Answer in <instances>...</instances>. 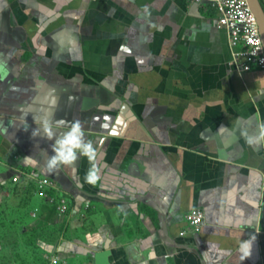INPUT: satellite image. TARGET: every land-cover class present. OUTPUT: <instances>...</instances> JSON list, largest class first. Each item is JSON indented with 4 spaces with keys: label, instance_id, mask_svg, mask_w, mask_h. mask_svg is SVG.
<instances>
[{
    "label": "crops",
    "instance_id": "0c3cea01",
    "mask_svg": "<svg viewBox=\"0 0 264 264\" xmlns=\"http://www.w3.org/2000/svg\"><path fill=\"white\" fill-rule=\"evenodd\" d=\"M218 15L212 0H0V264H264V138L247 142L264 69L229 63ZM75 120L95 186L83 157L45 167L44 122L59 136ZM194 207L204 224L180 235Z\"/></svg>",
    "mask_w": 264,
    "mask_h": 264
},
{
    "label": "built area",
    "instance_id": "2783aa9c",
    "mask_svg": "<svg viewBox=\"0 0 264 264\" xmlns=\"http://www.w3.org/2000/svg\"><path fill=\"white\" fill-rule=\"evenodd\" d=\"M218 9L219 15L214 19L218 28H224L229 35L231 46L238 45L239 48L233 52V59L229 61L239 71H247L252 67L264 69V45L259 32L255 13L251 9L248 0H212ZM28 176L36 180V186L42 191L46 198L60 202V210L66 211L68 206L63 195L57 199L50 193L55 188L54 181L46 176H35L28 173ZM19 179L15 174L13 180ZM186 227L179 231L180 235L191 232H198L204 224V212L199 207L190 209L185 214ZM54 258L53 261H57Z\"/></svg>",
    "mask_w": 264,
    "mask_h": 264
},
{
    "label": "clouds",
    "instance_id": "9594fccd",
    "mask_svg": "<svg viewBox=\"0 0 264 264\" xmlns=\"http://www.w3.org/2000/svg\"><path fill=\"white\" fill-rule=\"evenodd\" d=\"M43 135L53 141L51 145L52 155L48 156L46 161V169L50 173L57 172L61 167L74 168L78 160L83 157L89 163V168L84 175V183L95 186L100 181V168L97 164V149L93 141L87 139L83 124L79 120L73 121L68 130L57 136L55 130L50 126L48 121L44 122L42 127ZM38 132H33V136ZM264 138V132L258 137L248 138V143L252 144ZM82 187V185H78ZM255 237L240 240L238 250L241 260H245L251 256L253 241ZM149 258L155 259L156 253L153 250L149 254Z\"/></svg>",
    "mask_w": 264,
    "mask_h": 264
},
{
    "label": "water",
    "instance_id": "95a60500",
    "mask_svg": "<svg viewBox=\"0 0 264 264\" xmlns=\"http://www.w3.org/2000/svg\"><path fill=\"white\" fill-rule=\"evenodd\" d=\"M251 9L255 13L258 27H259V32L262 38V42L264 45V6L261 2V0H248Z\"/></svg>",
    "mask_w": 264,
    "mask_h": 264
}]
</instances>
